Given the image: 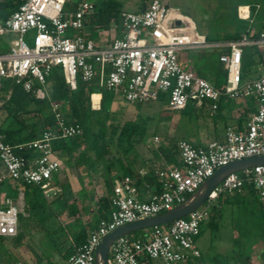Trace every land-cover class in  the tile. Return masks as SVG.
Listing matches in <instances>:
<instances>
[{"label":"built area","instance_id":"built-area-1","mask_svg":"<svg viewBox=\"0 0 264 264\" xmlns=\"http://www.w3.org/2000/svg\"><path fill=\"white\" fill-rule=\"evenodd\" d=\"M67 3L68 0H22L12 15L0 22V37L14 36L9 49L0 52V106L7 80L23 85L37 98H48L47 79L54 68H59L73 89L77 88L79 79L96 80L100 87L119 93L132 103H148L163 97L170 110H182L190 102L205 101L216 110L223 98H251L256 107L243 128H226L223 141L213 140L198 146L180 140L181 166L173 163L156 167L161 190L149 200L139 199L131 178L117 181L109 215L99 219L87 240L68 259L69 264H96L97 248L111 231L172 210L222 166L264 155V29L257 36L251 32L243 33L238 39L209 41L189 15H173L166 1L152 0L143 11L122 10L121 36L102 46L81 33L86 20L96 12L94 3L81 1L75 11L67 10ZM238 14L250 18L249 12L247 16L241 14V8ZM31 31H35L33 46L25 40ZM247 47L257 50L262 73L255 80L243 82ZM207 49L222 51L220 61L227 72V83L222 87L181 63L183 52ZM95 94L90 96L92 106ZM51 109L55 124L47 125L41 137L29 143L10 145L0 133V182L14 179L38 185L48 199L61 191L53 184L54 174L61 169V162L54 157V141L84 133L80 123L66 122L61 102L53 101ZM154 140L160 143L158 136ZM23 147L36 150L38 155L31 159L19 155L16 150ZM247 182L256 185L264 203V165L231 173L209 195L206 201L209 204L188 216L143 229L141 237L117 238L110 248L109 264H183L192 257H200L196 242L202 223L210 217L211 202L220 194L240 191ZM18 224L19 208L7 199L0 208V235H15Z\"/></svg>","mask_w":264,"mask_h":264},{"label":"trees","instance_id":"trees-1","mask_svg":"<svg viewBox=\"0 0 264 264\" xmlns=\"http://www.w3.org/2000/svg\"><path fill=\"white\" fill-rule=\"evenodd\" d=\"M84 1V0H83ZM152 1V0H151ZM150 1V2H151ZM22 0H6L0 6V20H7L12 13L20 6ZM80 1L75 4L66 5V9L75 11ZM264 4V0H256V3L240 0L234 7V12L226 19L227 21L249 22L242 28H238L233 32H220L215 28L218 35L205 34L209 41H225L238 39L243 33L254 32L257 36L263 30H256L250 23L254 21V15L257 12L258 5ZM96 12L86 20V26L92 29L99 27H109L112 20L119 22L120 13L123 10V1L121 0H97L94 3ZM149 5V4H148ZM242 5L250 7V18L242 19L238 15V9ZM148 6L145 0H141L140 10L143 11ZM221 33V34H220ZM219 54L217 64L220 63L224 69L223 63L220 61L221 50H216ZM258 53V52H257ZM259 55V54H258ZM260 58V57H259ZM49 97L40 99L35 96L33 91L28 92L23 85L16 84L12 80H7L4 85L5 97L0 106V133L5 136V141L10 145H18L28 143L39 138L47 125L55 124V116L51 109L53 101L62 103V111L67 123H80L84 128V133L80 136L68 139H57L54 141V147L67 151L72 147L73 150L79 149L80 138L87 143V147L80 154V165L97 172L100 168V160L110 152L124 154L134 149V147L144 140L147 136L146 122L140 120L128 119L124 123L118 120V113L112 109V101L115 97L114 92L99 86L96 80L84 82L79 79L78 86L73 89L70 84L65 81L64 75L59 68H54L47 79ZM224 84L216 83L217 87ZM36 87V86H35ZM96 92L103 93L101 109L94 110L91 105V94ZM162 99H164L162 97ZM220 102L219 106H222ZM254 105V100L250 103ZM193 108L190 102L183 111ZM220 109V108H219ZM252 111L255 108L252 107ZM173 147H178L175 143ZM21 156L28 159L34 158L38 152L34 149L27 148L25 150H16ZM89 153H92L89 154ZM5 185L8 196L16 198L20 186H26L25 192V211L28 216L19 214V229L29 227L46 230L47 224L55 216L50 202L45 197L40 186L34 184H25L21 181L9 179L0 182ZM111 201V200H110ZM108 199L102 203L104 216L107 217L111 211L112 205ZM209 204L206 202L205 205ZM210 217L202 223L201 231L198 237L209 228L211 231L220 229L221 221L227 210H230L233 218V227L237 232L235 244L240 248V253H235L229 260H233L234 264H247L250 260L253 246L260 242L264 243V203L260 199L258 189L254 183H246L240 191L234 194H220L210 205ZM77 211L72 210V214ZM61 227L54 230V234L58 235ZM47 234L51 232L47 231ZM128 234L132 238L143 236V230ZM51 233V235H53ZM60 234V233H59ZM63 234V233H62ZM84 234V232L80 233ZM82 236V235H79ZM79 236L75 238V244L84 243ZM54 238V236L52 237ZM57 247L59 245L53 241ZM76 248V247H75ZM71 246L65 253L64 257H69L74 253ZM243 260V261H242ZM151 263V261H148Z\"/></svg>","mask_w":264,"mask_h":264},{"label":"crops","instance_id":"crops-1","mask_svg":"<svg viewBox=\"0 0 264 264\" xmlns=\"http://www.w3.org/2000/svg\"><path fill=\"white\" fill-rule=\"evenodd\" d=\"M5 1L0 0V6ZM243 7L248 8L247 14L243 16H247L248 12L250 16L249 6L242 5L239 9L241 8L242 10ZM0 22H3V20H0ZM96 32L98 37L94 39V33ZM71 33L74 32L72 31ZM81 33L91 36L99 45L104 46L115 37L121 36V26L119 22L112 20L109 27L92 29L86 26ZM6 37L7 35L0 37V52L7 51L13 39L7 40ZM185 52L187 53L188 51ZM185 52L181 55L182 65L194 70L198 74L194 58L192 57L193 61H185ZM189 52H194V50H189ZM212 78L214 79L212 81H215L214 83L211 82L213 85L216 86V83H220L218 74H212ZM45 88L48 90L47 84ZM96 93L101 94V97L98 101H95V105L92 108L99 110L102 105L103 93ZM114 94L112 109L115 112L118 113L120 110L125 112L135 110L137 112L136 117L132 120L138 119L142 121L146 117H142V106L149 105L151 102L132 103L127 101L121 94L115 92ZM251 100L253 99L233 100L223 98L220 101H223L222 106H219L220 109L216 110L211 108L209 101H205L202 104L192 102L193 108H189L186 111H183V109L179 110L183 112L182 115L172 121L175 122V125H178V128L181 127L184 133L187 132L184 136L181 137L176 134L177 138H173V140L168 138V134L165 138H160V135L155 133L154 138L158 136L160 143H156L154 139L151 141V138L147 140L146 136L143 141L138 143L128 153L115 154L114 152H110L101 158L100 168L97 172L90 170L85 164L80 165V154L87 147V143L82 138L79 140L81 148L76 150H73L72 147L68 151L67 149H56L53 145L54 157L61 162L60 171L54 174L53 184L61 191L52 199L47 198L55 216L47 224L46 230L52 233L60 226L61 230L58 232L60 236L54 233H52V236L57 237L58 241L65 239L57 243L59 247L55 243L48 246L46 238L51 236V233L48 236L46 230L43 229L32 227L19 229L18 227L15 235H0V264H69L68 259L64 257V253L71 246L76 247L74 249L76 250L81 245L76 246V237L82 235L79 236V239L81 238L80 240L86 241L90 232L97 227L99 219L105 214L102 203L105 199L111 200L113 186L117 181L126 177L131 178L137 189L139 199L144 201L149 200L153 194L161 190L160 181L155 173L156 167L158 165L163 166L173 163L181 166L179 149L178 147H173L175 143L178 144L180 140H188L195 145L203 146L213 140L223 141L228 126L241 129L248 123L252 114L255 113V101L252 106L250 104ZM166 106L167 104H165L164 110L177 111L167 109ZM252 107L255 108V111L251 110ZM188 132L191 134L189 133L188 135ZM25 149L27 147L19 150ZM89 154L92 155V153ZM25 192L26 186L22 185L18 189V196L12 198L8 196L5 185H0V208L6 204L7 199H10L19 208V214L28 216V213L25 211ZM72 210L77 211V213L72 214ZM82 232L84 234H80ZM236 236L237 232L234 229V239ZM199 237H197V240ZM197 242L196 246L201 252L200 257H192L183 264H217V261L214 262L215 258L211 259L204 256ZM260 244H263L262 247L256 249V246ZM254 254L256 255V260H253ZM247 264H264L263 242L253 246L250 260Z\"/></svg>","mask_w":264,"mask_h":264},{"label":"rangeland","instance_id":"rangeland-1","mask_svg":"<svg viewBox=\"0 0 264 264\" xmlns=\"http://www.w3.org/2000/svg\"><path fill=\"white\" fill-rule=\"evenodd\" d=\"M82 0H68L69 4H75ZM92 3L97 2V0H88ZM123 1V10L137 12L140 8L141 0H121ZM151 0H145V5L148 6ZM168 3L171 13L173 15L183 13L189 15L195 22L198 31L201 34H212L214 36L218 35L215 28H218L220 32H233L239 27L242 28L247 25L249 22H238L231 21L228 19L232 12H234V7L240 0H164ZM247 2L256 3V0H244ZM257 12L254 15L253 23H250L254 29L260 30L264 28V4L258 5ZM73 31V30H72ZM35 31L29 32L25 36L26 42L33 46ZM221 34V33H220ZM97 32L94 33V39H97ZM7 40L14 38L12 35H7ZM218 52L214 49L207 50H194V52H185V61L192 60L196 62V71L198 74L210 82L214 83L212 80V74H218L220 78V84L227 83V73L224 72L221 64H217ZM191 58V59H190ZM188 68V67H186ZM262 73V65L260 62L259 55L257 50L253 47H247L245 49L243 66H242V75L243 82L252 81L257 79ZM240 100V99H239ZM165 104L167 101L161 99L160 101L151 102L149 105L142 106L141 114L142 117H145L142 122H146L147 125V140L148 138L154 139V134L157 133L160 135V138H165L168 134V138L173 139L178 136H184L186 133L181 130V127L178 128V125H175V122H172L173 119L182 115L183 112L177 111H168L164 110ZM135 110L118 112V120L124 123L128 119H135L136 117ZM177 132V133H176ZM190 132H188L189 135ZM191 134V133H190ZM174 140V139H173ZM176 141V140H175ZM141 230L134 231L139 233ZM133 233V232H132ZM50 234H48L49 236ZM60 236V235H58ZM53 236L47 237V245L50 246L58 241ZM198 245L200 246L204 256L206 258H215L214 262L217 264H234L233 260H229L232 255L240 253V248L236 246L234 239V228H233V218L230 210H227L224 214V217L221 221L220 229L217 231H211L209 228L205 229L204 233L197 240ZM263 244L256 246V249H260ZM253 260H256V255L254 254ZM243 261V260H242ZM261 262V261H260ZM157 263V261H154ZM243 264V263H242Z\"/></svg>","mask_w":264,"mask_h":264},{"label":"water","instance_id":"water-1","mask_svg":"<svg viewBox=\"0 0 264 264\" xmlns=\"http://www.w3.org/2000/svg\"><path fill=\"white\" fill-rule=\"evenodd\" d=\"M257 165H264V155L236 160L222 166L214 173L213 176L207 179V181L204 182L195 193L190 195L183 203L177 205L172 210L153 217H147L128 223L111 231L106 237H104L97 248L96 264H109L110 248L117 238L128 235L134 231L167 224L176 219L188 216L206 203L212 191H214L229 174Z\"/></svg>","mask_w":264,"mask_h":264},{"label":"bare ground","instance_id":"bare-ground-1","mask_svg":"<svg viewBox=\"0 0 264 264\" xmlns=\"http://www.w3.org/2000/svg\"><path fill=\"white\" fill-rule=\"evenodd\" d=\"M247 11H248V8H247V7H243L242 10H241L242 15H246V14H247ZM99 99H100V96L97 95V94H95V95H94V100H95V101H98Z\"/></svg>","mask_w":264,"mask_h":264}]
</instances>
